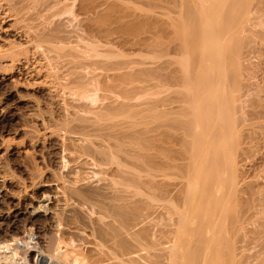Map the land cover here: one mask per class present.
<instances>
[{"label": "rangeland", "instance_id": "rangeland-1", "mask_svg": "<svg viewBox=\"0 0 264 264\" xmlns=\"http://www.w3.org/2000/svg\"><path fill=\"white\" fill-rule=\"evenodd\" d=\"M115 2L116 5L121 4L120 7L124 6L127 13L129 7L131 10L134 7L140 11L146 5V1H144V6H142L140 0L139 2L138 0H0V264H58L57 262H62L65 258V264L68 262L75 264V261H78L76 264H135V262L148 264L147 254H160L163 251V249L157 248L159 246H154V249L147 247L149 250L143 249L146 252L141 250L142 245L137 240L136 232L139 231L138 224L145 225L144 227L147 224L149 227L151 224L149 228L155 230L163 222L165 223L164 218V221L160 220L162 223L159 222L157 218L160 219L161 216L158 217L156 214L160 209L161 212H165L168 204L170 208L172 207V203L165 204L168 200H164L163 203V199L166 197L163 198L158 192L162 189V179H165L166 185L167 182H172V184L177 182L175 186L182 184V181L183 184L185 181L187 182L186 178L188 177L185 176L188 174L182 175L186 172H182L184 168L181 169V163L189 154L186 153L188 148L184 145L191 140V135L189 133L190 137L187 138L188 130L186 129L188 128L184 127L190 126L192 120L188 119L189 115L193 117V109L190 110V106H188L191 103L185 106L183 103L186 100L180 99V96L178 99L176 98L178 96L175 97L178 100H176L177 103L172 101V98L178 93L182 96L186 93L185 88L184 94H180L181 90H178L183 89L184 82H179L181 83L180 85L178 83L179 86L174 85L177 84L174 76L178 72L173 66L178 68L179 65L176 64L179 59L177 58L183 56L175 54L173 56L172 53H169L173 50L168 51L164 47L161 49V53L159 50L162 46L159 48L158 45L154 48L151 47L152 45L151 48L146 45L148 47L145 46V50L144 45H140L143 48L141 50L137 49L140 48L139 45H133V42L127 44L134 47L121 45L116 41L112 42L118 38V35L121 36L116 29V31H112L115 36L113 37L114 34L111 33L110 39L107 38L108 35L107 37L104 35L105 39L102 34H99L100 32H95L98 30V23L100 24L98 21L108 14L107 12L114 7ZM119 5H117V9ZM125 6L129 7L126 9ZM141 6L143 8L140 9ZM117 9L115 15L116 13L118 16L122 15V11L127 15L124 9L122 11L120 8L119 11ZM120 11L121 13H119ZM132 12L129 11L130 15H124L125 17L123 16L121 21L123 19L130 20ZM118 20L120 22L119 18ZM111 21L110 29L116 28L117 19L116 21L111 19ZM95 23L97 27L94 25ZM251 25L252 29H260V25H256L259 29L254 28L255 24L251 23ZM261 29H263L262 26ZM257 38L255 39V42L258 41L256 42L258 45L255 46L257 50L249 49L250 51L248 50L245 56L249 60L245 65L252 62V68H256L254 73L250 64V69L247 65L245 70H249H244L249 75L251 74L248 71H251L252 76L255 77L246 76L245 84L249 85L246 84L248 87L243 86L240 89L241 91L244 89L246 93L250 92L249 89L254 91L255 88L259 92L262 90L264 92V89L258 90V87L261 88L264 85V50L262 49L264 44L262 45L261 40ZM120 39L123 37L121 36ZM120 39L116 40L119 42ZM259 42L260 47L262 45L261 49L257 47ZM120 43L122 42L120 41ZM135 46L137 47L135 48ZM131 48L132 50H130ZM180 59L182 61L183 58ZM171 69L176 70L175 73ZM119 70L120 73H126V77L128 74V77L133 81L136 78L134 82L137 85L131 82L128 77V81L132 84L127 81L126 85L123 83L125 81H121L123 85L116 82L113 75ZM168 70H171L170 73H174H171L174 75V80ZM180 70L178 69L177 75L185 73L184 69ZM159 71L170 75L163 76ZM106 75H110L114 79ZM119 75L118 73V78ZM132 75L136 77L132 78ZM160 77L163 80L161 78L159 82ZM124 78L122 80L126 79ZM250 78H253L251 81L254 83L248 81ZM164 81H168L169 84ZM250 82L255 86L260 83L262 85L255 88L252 85V88ZM239 92H237L238 95L241 93ZM243 92L239 96L240 99L245 94ZM263 92L261 93L263 94ZM254 94H257L256 89L254 93L247 94L248 96L244 95V97L247 99L253 95L252 99H254ZM260 95L257 94V99L260 98ZM261 96L264 98V94ZM248 101L250 102L249 99L242 100V104H248ZM184 107H189L191 113ZM250 108L253 110V105L248 104L243 110L241 109L242 115H245L244 118L247 112L249 114ZM185 111L188 113L185 114ZM251 113L247 115L248 123L240 126L241 129L244 128L241 133L245 129V133L247 132V126L250 123H252L250 124L252 127L264 123L263 117L251 119L253 121L260 119L261 124L251 121L250 117L253 116ZM190 130L192 131V129ZM170 139H176L175 142L178 139L180 145H176L174 140L172 143ZM169 140L172 147H185L186 151L182 149L186 153H184L186 158L180 151L182 149H178L182 153L183 157H181L184 158H180L179 167L175 165L177 161L170 164L172 167L175 166L174 168H170L167 164L170 159L172 162L174 157L169 155L171 151L167 149L171 147ZM243 145H245L244 147L248 146L247 144ZM188 146L190 148V145ZM258 146L262 147V145ZM256 147L252 146L249 152L242 153L240 157H237V160L246 169V172L250 171V173H246L250 180L257 178L263 180L264 162L261 160V156H263L261 153L264 152V149H256ZM259 149L260 154L257 152ZM167 151L170 152L168 155L172 157L169 160H167ZM173 151L175 152V150ZM178 151L175 153L178 154L177 157H174L175 159L180 157ZM174 152L173 155H175ZM145 156L147 157L145 158ZM151 156L157 157L154 158V161L159 160V167L161 164L163 165L160 161L164 160L169 168L164 163L165 167L161 165V169L165 170H159L157 166L153 169L158 163H151ZM147 159H150V162ZM186 161L188 160L186 159ZM145 162L149 164L144 165ZM183 163L190 164V162ZM151 164L155 165L150 167ZM186 166L185 169H187ZM175 168H180L181 176L178 177L180 173ZM156 169L163 172V175L165 174L161 179L158 177L162 175L161 173L160 175L158 172L154 173L157 171ZM186 171L188 173V170ZM169 173L170 175H168ZM152 174L154 177L156 174V178H152L156 179V182L158 179L159 181L154 182V187H152L153 184L148 185L151 189L153 188V191L151 189L147 191L144 187L147 185V181L146 185L142 183L147 176L149 178L147 180L150 182ZM133 176L138 181L133 179ZM183 178L185 181L182 180ZM140 181H142L141 184L138 183ZM122 184L124 185L122 186ZM157 185L159 190L155 188ZM149 191L157 192L158 196L157 193L151 194ZM146 197L151 198L150 201ZM152 198L156 201H153ZM152 202L154 203L152 204ZM143 203L145 207L141 211L149 212V215L144 214L147 218L143 216V211L138 213L140 211L138 206L143 207ZM145 203H149V205L146 206ZM159 203L165 209L159 208ZM150 204L154 209L157 208V205L154 206V204H158V211L152 209ZM134 207L138 212L133 210ZM149 208L156 211L157 216L152 217L150 213L155 214L153 211L150 212ZM257 217L250 218L248 224L245 221L248 226L244 223L243 234L244 231L246 232L244 236L242 235L244 239L242 238L241 242L243 241L242 248L245 253L248 250H251V252H247L250 256L252 252L254 253V258L251 256V261L254 264H264V248L260 247L261 242H257V237L253 238L254 242L250 238L254 235L251 230L253 227L254 230L257 229L262 220L258 218L260 221L258 223ZM153 219L156 220L153 221ZM161 227L163 228V225ZM56 242L61 244L58 245ZM56 246L60 247L56 249ZM248 246L250 247L248 248ZM48 248H51V251ZM255 250L261 251L256 253ZM143 254L147 257L144 258L147 263L143 259ZM256 258H259L258 262ZM108 260L110 261L108 262Z\"/></svg>", "mask_w": 264, "mask_h": 264}, {"label": "bare ground", "instance_id": "bare-ground-1", "mask_svg": "<svg viewBox=\"0 0 264 264\" xmlns=\"http://www.w3.org/2000/svg\"><path fill=\"white\" fill-rule=\"evenodd\" d=\"M141 1L142 0H140V4L142 6H144V1H146V5L144 6V8L141 6L140 9L141 8H143V9H141L140 11L137 9H134V7L132 8L133 10H131V9H129L130 8L129 6H128L129 8L127 6H125L126 9L128 8L129 11H131V12L133 11V12L131 13L132 18L130 20H124L123 19V21H121L122 17L124 15H126L125 13L123 14V11H122L124 9L123 8L124 6L120 7L121 4L120 5L117 4V5H119V8L122 11V13H121V11L119 12L122 15L118 16L117 13L115 15V11H116L118 6L116 5V2H115V4L113 3L114 7L113 6L112 7L114 9L111 7L113 10L112 9H110L111 11L109 10L111 13L107 10L108 14L103 16V18H101L98 21V22H100V24L98 23L99 26L97 27V24H96L97 22L94 24V25H96V27L98 28L99 31L95 30V29H97L96 27H94L95 29H93V30H95V32H100L99 34L100 35L102 34L103 37H105V36L107 37V35H108L107 38L112 37V35L110 36V34L111 33L114 34L112 32L113 30L114 31L117 30L118 33L121 34L123 39H120L121 36L118 35L117 36L118 38H116V37L115 38L120 39L119 42L115 38H114L115 40L112 42L116 41L118 44L127 45V46H129V45L131 46V44H127V43L133 42V45H135V44L139 45L138 47H140V48H137V49H141V50H143V48L146 45H148L149 48H151V47L154 48L158 45L159 48H160V46H162L159 50V52H161V53H162L161 49L164 47L165 50H166V48L168 49V51L173 50V52H169V53H172V55L175 54V55L183 56V57L177 58V59H179L178 60L179 64L177 63L176 65H179V67H181V68H179V67L176 68L175 66H173V68H175L177 71L173 70V69H171V70H173L174 73H175V71L179 73L178 69L179 70L181 69L180 71H182L184 69L183 71L185 73L182 72L183 75H181L182 73H180L179 75H177L178 73H176L174 76L173 72H171L173 74L170 73L171 70L170 71L168 70V71L171 74L172 79L174 76V79L177 83L174 85L177 86L179 82H181V83L184 82L183 89H178V90L179 91L181 90L180 94H182V93L184 94V88H185L186 89L185 95L182 96V95H179V93H178L177 95L174 96V94H173V96H174L173 98L175 99V97L178 96V97H176L177 99L181 97L180 99L186 100L185 103H183V104H185V106L188 105L189 103H191L188 106H190V110L193 109V111H192L193 117L191 115L187 114L191 117L190 118L188 116L189 119H188V117H187V119L192 120V122L190 123V126L188 125V127H184V128H188V129H186V130H188L187 138H188L189 133H190V135H191L190 139L191 140L189 139L190 140V141H188L189 143L188 142H187L188 144L186 143L187 146L184 145L186 148H188L187 151L185 150V147L184 148L182 147L186 151V153L188 152L190 155L188 154L187 158H186V156L184 155L185 152L183 151L182 148H175L174 146L173 147L171 146V141H172V143H174L176 139H173L174 142L172 139H170L171 141L170 140L168 141V142H170L169 146H171L172 149L175 148V149H173V150H175V152L172 149L169 150V148H171V147L167 148L166 146H164L168 149V151H171V153H172L171 154L170 152L167 151V155H168V153H170L169 155L172 157L173 156L177 157L178 154H175V153L178 151V149H182L180 151L183 154L178 151V153H180L179 154L180 157L178 158L179 162H178L177 158H176L177 159L176 160L173 157L174 158V160H173V158L168 155L169 157L167 156V158H168L167 160H169V158H172V162L170 159L169 160L170 162L169 163L167 162V164L169 165L170 168H174L175 163L172 164L174 167H172L170 164L177 161L178 164L176 163L175 165L177 167H179L180 166L179 163H181L180 158L184 159V158H182L183 157L182 155H184L188 161H186V159H185V161L184 160H182V161L188 162V163L190 162L189 165L187 163H185V164L183 162L181 163L182 164L181 169H183V168L185 169L186 165L189 166V167L186 166L187 169H185V171L183 169V171H182L184 173L186 172V174H183L181 172V170H179L180 168L176 169L177 168L176 167L175 169L178 170V173H180V174H178V177H179V175L181 176V173L183 176L188 174V176H185V177H188V178H186L187 182L183 178L182 180L185 181V184H183L184 182L181 180L182 181L181 183L183 185L180 184L179 181L178 182L180 185H178V186H175V184L177 185V182L174 184H172V182L171 183L167 182V185H166L165 179H162L161 181H163V184H165L167 187L165 185L161 184L162 183L161 181H160V184L162 185V189L157 188L159 184L155 187L158 190L159 189L161 190V191L160 190L159 191L157 190V191L160 192L159 194L163 198L166 197L165 199H163L161 197L163 199V203L165 202L164 200H168V202L166 201L165 204L167 205L168 203H170V204L172 203V207L170 208V205L168 204V208H167L168 210L166 209L165 212H161L162 210L160 209L161 211L159 210V212L156 213V211H158V204H154V206L157 205L156 206L157 208H155V209L153 206H151L154 202H152V204H150V207L156 211L154 212L150 208H149L150 209L149 211L150 212L153 211L154 214L156 213L158 215V217L160 215L161 216L160 219H158L156 217L157 220L159 222H161L160 220H163V218H164L165 223L163 222L164 223L163 224L161 222L162 224L159 226L158 229H156L154 227L155 230L153 228H149V227H151L150 226L151 224L149 222L151 219L148 221L150 224L149 227H147V225H148L147 223H146L147 224L146 227H144L145 226L144 224H143L144 226H142L141 224H138V226H139L138 230L139 231H137V232L135 231V232L137 233L136 236H137L138 242L140 243V245H142V249L141 248L140 249L141 250L147 249V247H149V249H150V247H151V249H154V246L155 247L159 246L157 248L163 249V251L161 250L162 253H160V254L159 253L158 254L157 253L147 254L148 259H146V261L148 262V264H254L253 261H251V258L252 257L254 258V256H253L254 253L253 252L251 253L252 257L248 254L249 253L248 251L251 252V250H248L247 251L248 253L247 252L245 253L243 248H242L243 241L241 242V240L244 239V237H242V235L244 236L245 232H246V231H244V234H243V230L245 228L244 227L245 221H247L246 223L248 224L249 223L248 220L250 218H252V217L255 218L258 216L257 217L258 223L260 222L258 218H261L262 220L259 223V226L257 227V229L255 228V230H254V227H253V230H251V231L254 232V235H252L253 237L250 236V238L253 239L254 237H257V242L258 241L261 242L260 247L264 248V178L261 177L263 180H261L260 178H257V179H260L261 181L260 180L257 181V179L256 180H254V179L250 180L249 177L246 176L247 175L246 173H250V171L248 169H247L248 172L245 171L246 169H244V167L241 164H239L237 157L238 156L240 157L242 155V153L249 152L250 151L249 149L252 148V146H253V148L257 146L256 149H258V148L264 149V125H263L264 123L261 124L262 122H260L261 121L260 119L262 117L264 118V98H262V96H261L264 94V92H263V90L262 91L260 90V89H264V88H262V87H264V85H262L261 83H260V85L258 84L259 86L262 85V87L259 88L258 85L256 84V86L258 87V90L263 92V94H262L261 92L257 91V88H255L256 87L255 84H252L254 82H252L251 79H253L255 77H254V75L252 76L251 71L250 72L248 71V73H250L251 75H249V74H247V72H245V71L250 69L249 65L252 63V62H250L249 65L247 64L249 69L245 70V68H247V65H245V64L249 61L245 57L246 52L249 49H251V50L254 49L252 51H255V49L257 50V48L255 47L256 45H258V43H256L258 41L255 42V39L257 37L259 38V39L257 38L258 40H261L260 42L262 43V45L264 44V30H263L264 29V0H143L142 3H141ZM138 2H139V0H138ZM110 5H112V4H110ZM87 6H88V4H87ZM124 11H125V9H124ZM129 11H128V13H129ZM128 13H127V15H130ZM161 15H163V16H161ZM128 17H130V16H128ZM128 17H127V19H128ZM118 18L120 19V22H119ZM111 19H113L115 21L117 19V22H118V25L116 24L117 26L114 29L113 28L110 29V27H109L110 23L112 22ZM251 23L255 24L254 26L260 25L259 26L260 29L257 28V26L256 27L253 26V27L256 29H259V30L252 29ZM261 26L263 29H261ZM114 36H115V34L113 35V37ZM106 37H105V39H106ZM109 39H108V41H109ZM122 40L125 42V44H123L124 42ZM120 41L122 43H120ZM260 42H259V46H257L258 48L260 47ZM133 45L131 47H134ZM140 45L141 46L144 45L143 48H141ZM262 45H261V47H262ZM148 46H146V47H148ZM136 47L137 46H135V48ZM253 47H255V48H253ZM261 47H260V49H261ZM120 49H122V48H120ZM262 49L264 50L263 47H262ZM130 50H132V48ZM144 50H145V48H144ZM152 52H149V53H152ZM156 52H158V51H156ZM169 53H168V55H169ZM260 53L262 54V52H260ZM260 53H258V55ZM250 54H252V53H250ZM171 58H173V57H171ZM180 58H183L182 61H180L181 60ZM258 58H259V56H258ZM260 58H262V57H260ZM131 61H133V60H131ZM253 61H255V60H253ZM255 63H256V61H255ZM252 64H251V69H253ZM139 66H140V64H139ZM254 67H256V66H254ZM260 68L262 69V67H260ZM140 70L142 71V69H140ZM163 70H165V69H163ZM255 70H256V68L253 69L252 71H254V73H255ZM137 71H139V70H137ZM159 72H161V71H159ZM118 73L120 75L122 74L126 79L120 75H119V78L121 77V79H119ZM118 73H115L113 75L115 78V81L117 80L116 82H119V84H122V82L125 81L123 83H124V85H126V81L129 82L128 78H130V77H128V74H127V77H128L127 78L125 76L126 73L125 74H124V72L120 73V70ZM146 73H147V71H146ZM146 73H145V75H146ZM134 74L136 75V73H134ZM161 74L163 76L168 75V74H163L162 72H161ZM245 74H247V75H245ZM110 75H106V76L108 77ZM116 75H117V77H116ZM135 75H134V77H136ZM248 75L253 77V78H250V80H248V81L252 82V83L250 82L251 87H252V85L254 86L258 96H259V94H261L259 99H257L258 98L257 94L256 95L254 94V97H255L254 99H252L253 95L249 96V98H247V99L244 97V95L246 96L247 94L251 95L252 93H254L255 89L253 91L252 89L250 90L248 88L249 89L248 91H250L248 93H246V91L244 89L242 91L240 90L243 88V86H246V84H248V83L245 84V78ZM168 76H166V77H168ZM171 76H170V79H171ZM134 77L132 75V78H134ZM153 77H155V76L153 75ZM162 77L159 78V82H160V79ZM109 78L114 79L111 76ZM123 78L125 80H122ZM135 79H134V81H135ZM165 79H167V78H165ZM170 79H168V80H170ZM130 80H131V78H130ZM137 80L139 81V79H137ZM162 80H163V78H162ZM134 81L131 80V82H134ZM253 81H255V80H253ZM131 82H129V83L132 84ZM164 82H168V81H164ZM181 83H179V85ZM256 83H258V82H256ZM119 84H117V85H119ZM161 84H163V83H161ZM168 84H169V82H168ZM172 84H170V85H172ZM174 85H172V86L174 87ZM248 85L246 87H248ZM238 89L241 93L243 91L245 92L242 99H240V97H239L242 94L238 91ZM133 90H134V88H133ZM175 91L177 93V90H175ZM237 92H239L240 94L238 95ZM173 98H172V101L177 103L176 102L177 99L174 100ZM248 99L250 100V102L248 101L249 102L248 104H250V106L253 105V110H252V108H250V110H248L249 114L252 112L251 114L253 115L252 118L250 117V120L260 118L259 121L258 120H255L256 122L253 120H251V121H253L255 123L260 122L261 125L256 124L257 126L252 127L250 125L252 123H250L247 126L249 130L247 129V132L245 133V131H246V129H245L241 133V130H243L244 128L242 127L243 129H241L240 126H242V124L245 125V123L248 121L247 115H249L248 112H247V115L245 118H244L245 115H242L243 112L241 111V109L243 110L245 105H248L246 103L242 104V100L247 101ZM183 100H181V101H183ZM181 101H180V104H181ZM174 102H172V103H174ZM186 102H188V103H186ZM160 106H161V104H160ZM181 106H184V105H181ZM242 106H243V108H242ZM184 108H187L188 109L187 111L189 113H191L189 111V107H184ZM182 112H184V111H182ZM188 112L185 111V114ZM244 113H246V112H244ZM260 115H261V117H259ZM250 120H249V122H251ZM263 120L264 119H262V121ZM187 124H188V122H187ZM190 129H192V131ZM186 130L184 129V131H186ZM183 135H184V133H183ZM253 139H255L254 140L255 143H254ZM252 141L254 144L252 143ZM166 142H164V143H166ZM168 142H167V144H169ZM179 142L180 141L177 139V141L175 142L176 145H178ZM243 144H247L248 146L244 147L245 145H243ZM188 145H190V148ZM258 145H260V146L262 145V147H259ZM253 150H255V149H253ZM172 151L174 152L175 155H173ZM251 152H253V151H251ZM257 152L258 153L261 152L260 149ZM261 155H263V156H261V160H263V162H264V152L261 153ZM146 157L147 156H145V158ZM154 158H157V157L153 156L150 159H152L154 161ZM258 158L260 160V155ZM150 159H147V161H149ZM152 160H150L151 163H156V162L158 163L156 165L153 164V166L155 165L153 169H155V167L157 166V168H159V170H160L162 164L160 163L161 165L159 167V162H158L159 160L154 161V162ZM163 161L161 160L160 162H162L164 165L165 161L164 162ZM111 162H110V164H111ZM263 162H261V163L263 164ZM146 164H149V163L145 162L144 165H146ZM167 164L165 163V165H167ZM165 165H164V167H165ZM168 165H167V167H168ZM149 166L153 167L152 164ZM119 169H121V168H119ZM153 169H152V171H154ZM156 170L157 171H155L154 173L158 172V174L160 175L161 171L159 172L158 169H156ZM161 170H165V169L162 168ZM186 170H188V173ZM133 171H134V169H133ZM141 172H142V170H141ZM148 173H149V171H148ZM124 174H125V172L123 173V175ZM126 174H128V173H126ZM132 174H133V172H132ZM153 174L150 177L151 181L154 180V181H152V183H151V181L148 182V180H149L148 176H147V178H144L145 181L142 180L143 183H142V181L138 182L140 184L142 183L143 185H146L145 183L147 181V185L144 186L145 190H147V191L151 189V187H149L148 185L153 184L152 187L155 186L154 182H156L155 181L156 179L152 178V177H154ZM156 174H155L154 178H156ZM161 174H162L161 176L157 175L158 177H160L159 179H161V177H163L165 175V174L163 175V172ZM110 175H112V174H110ZM136 175L138 177V173ZM136 175H134V176L136 177ZM168 175H170V173ZM134 176H133V179H135ZM159 179L157 180V182L159 181ZM130 181H131V179H130ZM136 181H138V180H136ZM148 183H150V184H148ZM136 184H137V182H136ZM123 185L124 184H122V186ZM168 185H170V186L168 187ZM172 185H174V186H172ZM164 186H165V188H164ZM140 187H141V185H140ZM146 187H148L149 189L148 188L146 189ZM145 190H143V191H145ZM151 190L153 191V188ZM152 191H149V192L151 194L155 193ZM132 193L135 194L134 192H132ZM146 194H147V196H149L147 192H146ZM153 195H151V196L153 197ZM157 196H158V193H157ZM146 198H148V197H146ZM161 198H159V199H161ZM148 199L150 201L151 198H148ZM162 199H161V201H162ZM152 200H153V198H152ZM157 200H158V198H157ZM149 201H147V202H149ZM153 201H156V200H153ZM161 201H160V203H161ZM160 203H159V206H160ZM145 204H147V203H145ZM148 205H149V203L146 206H148ZM162 205L159 208L165 207V205H163L164 207ZM144 207H145V205L143 203V207H141V205L138 206V210H140L139 212L135 210V209H137L136 207H134L133 210H135L138 213H141L143 211V210L141 211V209L142 208L144 209ZM146 209H148V208H146ZM146 212H148V211H146ZM142 213H143V216H146L149 212L145 213L143 211ZM144 214H146V215H144ZM150 214L152 215V217L157 216L156 214L155 215H153L152 213H150ZM142 217H140V218H142ZM146 218H147V216H146ZM148 218H151V217H148ZM154 220H156V219H153V221ZM256 221H255V223H256ZM258 223H256V224L258 225ZM140 225H141V227H143L142 229H141ZM162 225H163V228L161 227ZM250 238H249V241H251ZM254 240L255 239H253L252 241L254 242ZM59 243H57V244L59 245ZM53 245L55 246V244H53ZM59 247L60 246H58V248ZM139 247H141V246H139ZM249 247L250 246H248V248ZM58 248L56 246V249H58ZM149 249H147V250H149ZM49 250L51 251V248ZM49 250H48V252L51 253ZM53 251H56V250L53 249ZM143 251L146 252V250H143ZM255 251H257V250H255ZM258 251L260 252L261 250H258ZM258 251L256 253H258ZM149 252H151V251H149ZM64 253H65V251H64ZM12 254H14V253H12ZM15 254H16V252H15ZM144 256H143V259L147 258L146 255H144ZM256 256L259 257L258 255H256ZM59 259H61V258H59ZM112 259H114V258H112ZM65 260H66V258L64 260H62V262L61 261L57 262L56 260H54V261H56L58 264L59 263L65 264L66 263ZM258 260H259V258L256 261L258 262ZM109 261L110 260H108V262ZM140 261H142V260H140ZM144 261H145V259H144ZM256 261H255V263H256ZM75 262L78 263V261H75ZM68 264H69V262H68ZM98 264H100V263H98ZM135 264H140V263L135 262Z\"/></svg>", "mask_w": 264, "mask_h": 264}]
</instances>
